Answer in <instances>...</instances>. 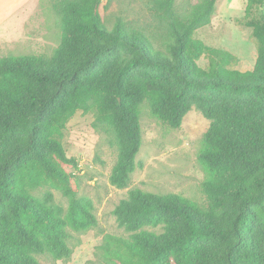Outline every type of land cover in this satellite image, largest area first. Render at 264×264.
Wrapping results in <instances>:
<instances>
[{"label":"trees","instance_id":"16d2710c","mask_svg":"<svg viewBox=\"0 0 264 264\" xmlns=\"http://www.w3.org/2000/svg\"><path fill=\"white\" fill-rule=\"evenodd\" d=\"M174 2L156 1L170 27L167 52L122 20L109 29L102 0H53L62 24L54 54L0 60V264L72 255L68 228L88 231L97 216L92 199L78 197L67 170L78 162L59 137L78 111L95 110L94 126L107 124L118 150L110 182L128 188L143 103L172 128L192 108L210 121L200 154L213 174L202 185L208 202L130 189L114 209L130 238L107 235L99 248L114 264H264V0L246 5L258 42L247 71L225 68L214 57L225 61L229 53L195 38L211 23L217 0H201L186 14ZM259 8L261 18H253ZM203 54L213 57L208 70L197 63ZM47 184L68 198L67 207L50 190L33 194Z\"/></svg>","mask_w":264,"mask_h":264},{"label":"rangeland","instance_id":"374dc122","mask_svg":"<svg viewBox=\"0 0 264 264\" xmlns=\"http://www.w3.org/2000/svg\"><path fill=\"white\" fill-rule=\"evenodd\" d=\"M157 0H102L99 11L105 25L112 29L122 20L129 30L144 33L155 49L164 50L172 41L169 24L157 10ZM201 0H175L174 9L186 14ZM248 0H217L211 23L199 28L195 38L207 46L229 53L225 61L214 57L227 69L252 70L257 57L258 42L252 28L246 25ZM53 0H0V60L6 57H51L61 43L62 24L53 9ZM262 10L255 9L252 17L260 19ZM213 57L203 54L198 65L208 70ZM95 110L78 111L67 123L59 137L69 157L78 168L68 167L78 188V197H88L94 203L97 225L88 231L68 228L67 241L72 255L54 260L38 255L42 264H114L99 247L107 235L130 238L131 233L117 223L114 209L130 189L160 195L176 194L198 206H206L208 199L203 183L213 176L202 163L200 154L205 147V134L210 121L196 108L184 117L179 128H172L149 109L140 108L142 145L136 157L137 167L128 188L111 184L110 174L117 159L115 136L107 124L94 126ZM52 191L55 199L67 207L68 198L50 184L33 194L43 197ZM160 233L162 227H149Z\"/></svg>","mask_w":264,"mask_h":264}]
</instances>
